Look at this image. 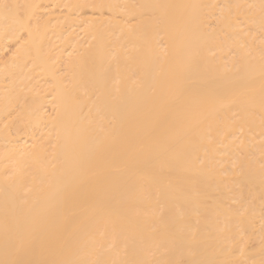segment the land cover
Returning <instances> with one entry per match:
<instances>
[{"label": "bare ground", "instance_id": "6f19581e", "mask_svg": "<svg viewBox=\"0 0 264 264\" xmlns=\"http://www.w3.org/2000/svg\"><path fill=\"white\" fill-rule=\"evenodd\" d=\"M0 264H264V0H0Z\"/></svg>", "mask_w": 264, "mask_h": 264}]
</instances>
